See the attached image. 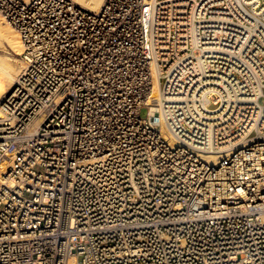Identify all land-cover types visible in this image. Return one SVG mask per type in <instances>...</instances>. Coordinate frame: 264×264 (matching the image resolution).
<instances>
[{
  "label": "built area",
  "instance_id": "built-area-1",
  "mask_svg": "<svg viewBox=\"0 0 264 264\" xmlns=\"http://www.w3.org/2000/svg\"><path fill=\"white\" fill-rule=\"evenodd\" d=\"M0 15L29 48L0 104V264H264V154L238 157L264 136V0Z\"/></svg>",
  "mask_w": 264,
  "mask_h": 264
},
{
  "label": "bare ground",
  "instance_id": "bare-ground-1",
  "mask_svg": "<svg viewBox=\"0 0 264 264\" xmlns=\"http://www.w3.org/2000/svg\"><path fill=\"white\" fill-rule=\"evenodd\" d=\"M26 3L31 2L32 0H23ZM106 0H75L76 4L90 12L98 13ZM13 50L14 53L18 56H23L25 52L29 49L23 41L21 33L15 29L11 24H9L2 15H0V50ZM15 61V60H14ZM9 56L0 53V104L4 98L12 93L14 86L16 85L20 74L23 71V67L16 64ZM22 67V69H21ZM161 102V89L158 81H155L154 87L152 89L151 95L148 98L147 106L151 107L152 114L157 113L158 106ZM1 117V113H0ZM155 117H158V114H155ZM245 117V115H244ZM247 121V120H245ZM40 121H37L34 126H37ZM251 123V121H249ZM163 124L164 135L172 145H178V141L173 137V135ZM258 124V119H255V123L252 125L249 131L254 129ZM264 140V136H261L251 141H247L245 137L241 140L242 151L239 154V159H246L248 161H253L254 166H260L261 156L264 154V147H261ZM251 146V148H246ZM248 150V151H247ZM220 155L215 154H205L203 159L209 162L210 164L215 163ZM252 171V168L250 169ZM70 264H77L75 260H71ZM79 264V263H78Z\"/></svg>",
  "mask_w": 264,
  "mask_h": 264
},
{
  "label": "rangeland",
  "instance_id": "rangeland-1",
  "mask_svg": "<svg viewBox=\"0 0 264 264\" xmlns=\"http://www.w3.org/2000/svg\"><path fill=\"white\" fill-rule=\"evenodd\" d=\"M7 51L8 50L5 51V50L1 49L0 50V53L9 56L13 61L15 60L14 62L16 64H18L19 66H22L23 65L22 56L16 55L13 50H9V52H7ZM22 67H21V69H22ZM142 114L145 116L147 114V110L146 109H143Z\"/></svg>",
  "mask_w": 264,
  "mask_h": 264
}]
</instances>
